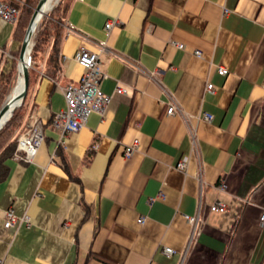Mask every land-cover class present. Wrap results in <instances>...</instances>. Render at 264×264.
<instances>
[{"label":"crops","instance_id":"0c3cea01","mask_svg":"<svg viewBox=\"0 0 264 264\" xmlns=\"http://www.w3.org/2000/svg\"><path fill=\"white\" fill-rule=\"evenodd\" d=\"M19 22L0 18V69L20 51ZM62 27L60 71L52 37L15 130L35 111L44 141L31 162L15 149L0 182L3 264H264V0H70ZM100 42L111 100L63 132L51 120L82 76L75 52ZM173 98L185 116L167 113ZM9 208L27 220L5 228Z\"/></svg>","mask_w":264,"mask_h":264},{"label":"built area","instance_id":"2783aa9c","mask_svg":"<svg viewBox=\"0 0 264 264\" xmlns=\"http://www.w3.org/2000/svg\"><path fill=\"white\" fill-rule=\"evenodd\" d=\"M20 10L18 7L12 5L10 2L0 0V18L15 23L19 19ZM114 22L108 21L105 25L107 32ZM178 47H183V44H177ZM97 49H89L86 46H81L75 52L74 58L83 67V73L78 83H68L62 90L66 99V107L62 110L57 111L52 120V126L62 130L63 132H75L78 131L88 120V117L92 112H98L103 114L108 102L111 100V95L105 93L101 88V80L106 74L100 68V53L107 50L105 42L97 44ZM197 55H201L199 50H196ZM29 66H32V57L29 56ZM219 72L221 74H227V68L220 67ZM207 89H213V84L208 83ZM115 92L124 93L127 92V88L117 85ZM168 114H180L185 116L181 106L173 100L169 101L167 105ZM201 117L206 120H212L213 115L204 112ZM44 141V127L42 121L32 111L28 125L25 131L19 134L17 137V146L14 153L15 158L31 162L37 154L40 146ZM137 141L132 145L127 146L125 149V156L129 157L135 150ZM185 162L180 160L177 163V167L180 169L185 168ZM220 187L223 189L225 184L222 183ZM212 210L225 212L227 207L224 203L218 201L211 205ZM190 222L195 223L197 221L196 216H187ZM264 221V216L261 218ZM22 220H27L26 217L20 218L14 211L13 208H9L4 219V227L12 228ZM139 222L143 223L145 217L142 216L138 219ZM164 251L170 255L173 253V248L165 247ZM0 264H3L0 260ZM149 264H153L149 262Z\"/></svg>","mask_w":264,"mask_h":264},{"label":"trees","instance_id":"16d2710c","mask_svg":"<svg viewBox=\"0 0 264 264\" xmlns=\"http://www.w3.org/2000/svg\"><path fill=\"white\" fill-rule=\"evenodd\" d=\"M69 1L70 0H58V2L42 16L31 40V57L33 66L37 55L46 49L53 37L54 44L52 45L51 53L48 58L49 73L53 76L60 71L58 60V41L62 34V24L64 23ZM38 2L39 0H24V4L11 2L12 5L18 7L20 10L19 23H21L23 33L25 32L34 8ZM18 53L19 50L16 51L15 56L12 59H9L8 64L4 68L0 69V108L3 105L6 94L9 92V84H12L15 79L17 72L16 58L18 57ZM29 71L31 79V69ZM26 98L27 96L25 99ZM20 110L21 109L17 108L9 120L0 129V182L4 181L9 174V167L6 162L12 157L17 146V136L15 134V130L23 121L26 113L25 109L22 111Z\"/></svg>","mask_w":264,"mask_h":264},{"label":"water","instance_id":"95a60500","mask_svg":"<svg viewBox=\"0 0 264 264\" xmlns=\"http://www.w3.org/2000/svg\"><path fill=\"white\" fill-rule=\"evenodd\" d=\"M49 0H39L38 4L34 8L33 14L30 18L29 24L27 26L19 55H18V63L21 65L20 74H22L23 78V89L18 94V96L14 98L8 99L0 108V129L3 125L9 120L12 116L13 112L22 104L25 99L29 87V56L32 48V37L35 33L36 27L41 20L42 16L46 14L45 9ZM28 56V58H27ZM23 63V64H22ZM9 115L7 116V114ZM7 116V117H6Z\"/></svg>","mask_w":264,"mask_h":264},{"label":"bare ground","instance_id":"6f19581e","mask_svg":"<svg viewBox=\"0 0 264 264\" xmlns=\"http://www.w3.org/2000/svg\"><path fill=\"white\" fill-rule=\"evenodd\" d=\"M55 0H49L48 1V3H47V6H46V9H45V12L47 13L51 8H52V6H53V2H54ZM56 1H58V0H56ZM31 53V52H30ZM27 58H28V56H27ZM23 64V63H22ZM18 69H21V65L19 66V63H18ZM18 78H17V81H16V83H15V85H14V87H13V89H12V91H11V94H10V97L8 98V99H10V98H14V97H16V96H18V94L22 91V89H23V78H22V74H20V70L18 71ZM9 113L10 112H8V114H7V116L9 115ZM6 116V117H7Z\"/></svg>","mask_w":264,"mask_h":264},{"label":"rangeland","instance_id":"374dc122","mask_svg":"<svg viewBox=\"0 0 264 264\" xmlns=\"http://www.w3.org/2000/svg\"><path fill=\"white\" fill-rule=\"evenodd\" d=\"M58 1H54L53 2V5H55L56 3H57ZM53 7V6H52ZM16 60H17V58H16ZM17 72H16V75H15V79H14V81L12 82V84H9V86H8V88H9V92L6 94V96H5V99H4V102H6L7 100H8V98L10 97V94H11V91H12V89H13V87H14V85H15V83H16V81H17V78H18V60H17ZM32 68V66H29V70ZM30 72V71H29ZM30 75V74H29ZM27 99V98H26ZM26 99H25V101L24 102H22V104L18 107V109H21L20 111H22V110H24L25 109V104H26ZM4 102H3V104H4Z\"/></svg>","mask_w":264,"mask_h":264}]
</instances>
